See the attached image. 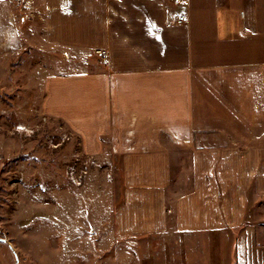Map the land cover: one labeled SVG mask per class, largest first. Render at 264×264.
<instances>
[{
  "label": "crops",
  "instance_id": "1",
  "mask_svg": "<svg viewBox=\"0 0 264 264\" xmlns=\"http://www.w3.org/2000/svg\"><path fill=\"white\" fill-rule=\"evenodd\" d=\"M31 1L55 52L41 110L117 162L115 233L176 240L149 264H264V0ZM17 2L0 57L25 48Z\"/></svg>",
  "mask_w": 264,
  "mask_h": 264
},
{
  "label": "rangeland",
  "instance_id": "2",
  "mask_svg": "<svg viewBox=\"0 0 264 264\" xmlns=\"http://www.w3.org/2000/svg\"><path fill=\"white\" fill-rule=\"evenodd\" d=\"M32 3H16L25 48L0 57V264H149L152 250L158 260L175 239L115 233L117 162L83 155L41 110V68L55 52ZM251 215L264 219V206Z\"/></svg>",
  "mask_w": 264,
  "mask_h": 264
},
{
  "label": "built area",
  "instance_id": "3",
  "mask_svg": "<svg viewBox=\"0 0 264 264\" xmlns=\"http://www.w3.org/2000/svg\"><path fill=\"white\" fill-rule=\"evenodd\" d=\"M186 17L184 16V15H181L179 18H177L176 20V22L178 23V24H183V23H185V21H186V19H185ZM99 53H103V54H105L106 52L105 51H98ZM90 158V157H89ZM91 159H93V158H91Z\"/></svg>",
  "mask_w": 264,
  "mask_h": 264
}]
</instances>
